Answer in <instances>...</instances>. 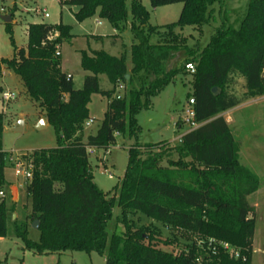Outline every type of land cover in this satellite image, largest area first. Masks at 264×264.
<instances>
[{"label":"trees","instance_id":"obj_1","mask_svg":"<svg viewBox=\"0 0 264 264\" xmlns=\"http://www.w3.org/2000/svg\"><path fill=\"white\" fill-rule=\"evenodd\" d=\"M60 3L77 6L78 21L97 13L108 20L116 34L88 37L100 43L109 38L111 46L119 45L128 17L127 0ZM150 3L153 8L175 3L183 7L176 22L159 27L150 24V12L142 0H132V45L122 47L119 55L104 48L81 50V66L89 73L79 89L73 75L62 69L59 53V46L75 37L70 25L29 23L26 47L16 46L11 36L14 56L0 57V71L6 64L20 76L26 92L54 126L58 145L31 150L35 169L24 195L31 209L22 220H15V202H2L0 237L7 236L12 222L26 248L39 254L94 251L107 264H252L256 208L249 197L260 189L261 179L240 161L241 144L224 114L264 96V0H250L239 28L229 22L226 9L222 25L205 46L188 44L181 31L186 26L201 29L211 24L215 4L222 0ZM15 10L10 12L12 17ZM6 29L11 33L12 22L6 23ZM189 63L195 66L190 98L195 100L199 126L174 146L162 142L147 144L143 150L136 141L129 148L128 165L114 193L104 192L94 181L91 152L115 145L118 135L138 138L139 111L150 108L153 98L177 74L185 73ZM101 75L107 76L110 89L101 87ZM119 85L124 88L118 92ZM95 93L106 96L108 106L97 132L84 139ZM4 123L5 115L0 113V183L5 181L8 156L1 144ZM174 151L177 159L172 157ZM117 207L122 209L125 230L110 233L108 224ZM131 213L144 214L192 238L185 243L163 238L159 228L135 224L128 218ZM36 220L39 238L32 240L29 235Z\"/></svg>","mask_w":264,"mask_h":264},{"label":"rangeland","instance_id":"obj_2","mask_svg":"<svg viewBox=\"0 0 264 264\" xmlns=\"http://www.w3.org/2000/svg\"><path fill=\"white\" fill-rule=\"evenodd\" d=\"M132 0H127L128 17L125 28L120 34L119 45L110 48L112 53L120 52L122 47H130L133 43V35L130 30L133 16L130 11ZM250 0H222V3L215 4V20L201 29L186 26L181 34L187 37L188 44L200 43L205 46L216 28L223 23L222 16L229 9V22L239 28L245 17L247 6ZM143 5L150 12V24L153 26H164L178 20L183 4L175 3L157 8L151 6L150 0H142ZM16 6V7H15ZM16 8L12 17L11 33L6 29V23L0 18V57L10 59L14 56L13 36L16 46H27L28 37L26 28L32 22H44L50 24H64L71 26V32L75 35L90 36V34H114L113 25L106 19L100 18L98 13L83 21L76 20L74 13L77 6L62 5L60 0H2L0 1V12L2 15L11 14ZM49 13L45 17L43 11ZM100 21V23H98ZM117 33V32H116ZM92 47H101L100 43L89 37L72 38L65 40L60 47L61 60L64 59L66 71L73 73L75 88L83 87L85 71L81 66V56L77 51L80 48L89 50ZM129 65L131 63L129 62ZM0 71V113L5 115L4 131L2 134V149L7 152H25L39 148H49L58 145L57 132L49 122L44 128L36 126L46 119V113L39 103L31 98L26 92L19 75L11 68L8 75H2ZM100 85L103 89H110L112 84L106 75L100 76ZM4 91L17 93V98L4 102L2 94ZM193 92V76L186 70L185 73L176 75L175 80L170 82L161 93L153 98V104L148 109H142L137 114V120L141 127L138 138H130L127 134L118 135L117 142L108 149H94L90 155L91 169L94 181L106 193L112 195L116 185L123 178L127 165L129 148L138 141L144 150L147 144L170 143L174 146L179 142V137L189 131V126L183 124L178 126L181 117L185 116V108ZM253 99L224 114L228 120L235 138L241 144L240 161L253 169L261 179L260 189L249 197L250 203L255 206L256 227L253 239L254 253L252 264H264V99ZM108 98L101 94L92 95L89 103L90 117L94 119L91 126L84 125L83 136L95 134L101 124L107 110ZM22 123L21 130H14L19 122ZM173 158H178L177 153H172ZM167 162L164 161L163 164ZM106 169V170H105ZM109 172L112 174L110 177ZM5 180L9 185L18 186L20 179L14 174L11 166L5 169ZM20 194V195H19ZM16 192V209L13 219L22 220L26 211H30L28 202L25 205V189ZM20 196V197H19ZM8 202H10L8 200ZM122 209L117 207L114 216L108 224L110 233H121L125 226L121 221ZM129 219L137 225H149L161 230L163 238H178L181 242H188L191 235L180 230L166 228L162 223L147 217L141 213H131ZM29 237L38 240L39 232L31 229ZM169 250L171 246H160ZM0 264H107L104 256L97 252L64 251L36 253L26 248L25 242L18 237L14 231L12 222L8 223V234L0 237Z\"/></svg>","mask_w":264,"mask_h":264},{"label":"built area","instance_id":"obj_3","mask_svg":"<svg viewBox=\"0 0 264 264\" xmlns=\"http://www.w3.org/2000/svg\"><path fill=\"white\" fill-rule=\"evenodd\" d=\"M43 13L45 17L50 16L46 10H44ZM60 47L61 46H59V53L61 54ZM186 69L190 73L195 72V66L193 63L187 64ZM2 75L4 76L8 75L6 68L3 69ZM123 88H124L123 85H119L118 92L120 90H123ZM16 98H17V93L13 91H4L2 94V100L4 102H10ZM118 98H120V95L118 96ZM195 118H196L195 100L194 98H190L185 108V116L180 118L178 125L182 126L183 124H187L189 126V130L197 128L199 124L196 122ZM93 122L94 119L90 118L85 122V126L89 127ZM182 136L179 137V141H181ZM7 154L8 156H7L6 164L11 166L15 176L17 177V179L21 180V183L18 186L15 185L14 188H12V185H9L6 182V180L3 181V183H0V204L8 200L11 202H16V192L19 194V191L25 189L26 186L32 181L34 175V169H35L34 161L31 156V151L10 152ZM109 175L110 177H112V174L110 172ZM226 247H228V244H226ZM231 253L235 257H239V253L237 251L231 250Z\"/></svg>","mask_w":264,"mask_h":264},{"label":"crops","instance_id":"obj_4","mask_svg":"<svg viewBox=\"0 0 264 264\" xmlns=\"http://www.w3.org/2000/svg\"><path fill=\"white\" fill-rule=\"evenodd\" d=\"M98 23H100V21H98ZM113 31H114V34H116V32H117V30H116V28H114L113 27ZM94 33H92V34H90V35H93ZM94 35H103V34H94ZM103 36H110V35H103ZM74 39L75 38H83V39H86V38H88L89 39V37L88 36H83V35H75V37H73ZM94 40V39H93ZM95 41V43H100V42H96V40H94ZM101 44V47H99V48H95V47H92L91 49H100V48H104L105 50H107L108 52H110L111 54H114V53H112V51L110 50V48H116L117 46H115V47H113V46H111L110 45V39L109 38H107V39H105V41L103 42V43H100ZM62 46V45H61ZM84 49H86V48H80L79 50H77L79 53H80V56H81V50H84ZM91 49H89V50H91ZM120 53V52H119ZM115 55H118V53H115ZM64 59L62 60V69L64 70V71H66L65 70V67H64ZM2 68L4 69V68H6L7 69V72H8V67H7V65L6 64H4L3 66H2ZM3 71V70H2ZM68 73H71L70 71H67ZM72 75H73V73H71ZM7 76V75H6ZM73 78H74V76H73ZM258 99H264V96L263 97H260V98H258ZM255 100H257V99H255ZM44 123L47 125V123H48V120H47V117H46V119H45V121H44ZM179 126V125H178ZM179 127H181V126H179ZM15 187V185H12V188H14Z\"/></svg>","mask_w":264,"mask_h":264},{"label":"water","instance_id":"obj_5","mask_svg":"<svg viewBox=\"0 0 264 264\" xmlns=\"http://www.w3.org/2000/svg\"><path fill=\"white\" fill-rule=\"evenodd\" d=\"M0 18H1V20L3 21V22H5V23H10V22H12V15L11 14H8V15H1L0 16ZM171 69V65L169 66V68H168V71ZM129 77V75H127V78ZM213 92L214 93H217L218 92V88H213ZM22 121L21 122H19V123H17V125L15 126V128H14V130H16V131H19V130H21V127H22ZM38 129H41V128H44L45 127V123H44V120H41L38 124H37V126H36ZM33 228H35V229H38L39 228V221L38 220H36L35 222H34V224H33Z\"/></svg>","mask_w":264,"mask_h":264}]
</instances>
